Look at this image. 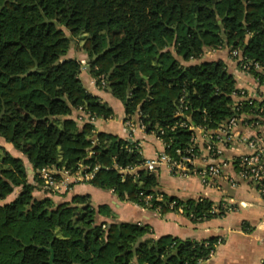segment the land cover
<instances>
[{
    "label": "trees",
    "instance_id": "trees-1",
    "mask_svg": "<svg viewBox=\"0 0 264 264\" xmlns=\"http://www.w3.org/2000/svg\"><path fill=\"white\" fill-rule=\"evenodd\" d=\"M46 1L0 0V138L24 154L34 182L25 162L0 146V202L16 191L0 203V264H49L52 254L53 264L205 260L217 239L162 236L146 242L147 225L110 220L106 206L80 207L75 197L59 204L36 198L33 192L42 185L37 172L97 165L89 183L120 201L150 210L159 206L160 214L174 201L188 205L195 218L216 217L205 200L161 193L157 174L139 169L124 178L114 169L144 159L127 141L71 118L79 107L97 119L113 113L85 89L80 61L66 55L71 38H79L91 77L123 105L125 120L138 114L145 132L157 134L165 153L176 158L194 136L178 125L184 121L176 116L181 98L183 114L205 130L233 115H264V101L233 106L238 90L222 61L197 63L206 49L225 48L264 65V0H51L57 4L51 19L42 9ZM249 74L258 76L252 67ZM23 119L33 121V128L21 126ZM146 195L152 196L148 204Z\"/></svg>",
    "mask_w": 264,
    "mask_h": 264
},
{
    "label": "crops",
    "instance_id": "crops-1",
    "mask_svg": "<svg viewBox=\"0 0 264 264\" xmlns=\"http://www.w3.org/2000/svg\"><path fill=\"white\" fill-rule=\"evenodd\" d=\"M208 57L213 58L209 59ZM67 58L72 57L68 56ZM206 58L210 62L222 61L226 65L228 73L235 81L237 90L246 91L248 97L255 102L264 101V86H259L251 74L238 67L237 62L230 57L228 49L205 50L202 59ZM81 80L85 89L105 102L113 113L109 119L99 118L95 121L93 127L96 133L113 135L125 141L136 142L143 159H150L163 153V145L153 133L139 130L133 134L128 133L124 123L126 116L123 105L108 91H102L96 87L89 75ZM235 101H240V99H235ZM76 117L77 112L73 111L71 118L75 120ZM133 121L136 123V117H133ZM261 123L262 125L256 129L240 126L236 135L231 139L224 142H213L214 147L221 152L219 160H234L238 155L243 154L245 152L243 138H250L257 134L262 140L264 166V115L261 118ZM194 132V146L202 158L206 156V147L212 140L209 133L205 134L200 129H195ZM157 176L158 189L167 196L183 200H205L211 203V206L225 204L229 209L220 216L195 222L177 212L160 214L154 210L140 208L130 201H120L111 190L99 189L89 182L72 184L62 194L47 193L39 187L33 192V195L36 198L48 197L56 204L72 202L75 197L77 198L75 204L80 207L89 205L91 208L97 209L100 206H106L111 211L110 220L147 225L150 233L143 238L146 242L157 240L162 236L195 241L214 238L220 241L209 256L198 264L263 263L264 197L256 187L242 183L233 188L223 177L207 178L204 181L196 175L183 178L171 174L165 167L159 169ZM99 220L109 221L103 217H100Z\"/></svg>",
    "mask_w": 264,
    "mask_h": 264
},
{
    "label": "built area",
    "instance_id": "built-area-1",
    "mask_svg": "<svg viewBox=\"0 0 264 264\" xmlns=\"http://www.w3.org/2000/svg\"><path fill=\"white\" fill-rule=\"evenodd\" d=\"M230 57L237 62L238 67L249 73V69L252 67L257 73L258 76L254 77L259 86H264V65L250 62L246 60L240 53V51L235 49H228ZM101 84L104 85L102 77ZM240 99V101H248L251 103L253 100L248 97L247 92L243 90H238L237 96L234 98ZM240 101H235L233 106L237 107V104ZM179 108L177 110L176 116L183 117L184 121H180L178 125L180 127H187L190 131L194 133V136L191 140V145L189 148L180 151H176V158L169 156L165 153V144L162 142L160 137L157 134L154 136L159 140L164 148L163 153L150 158L144 159L139 166L135 167H119L116 164L113 165L122 176H134L139 169H143L148 173L157 174L159 169L165 167L168 171L179 177H188L189 175H196L202 181L205 179H214L223 177L228 182V184L235 188L242 183L251 184L256 187L260 194L264 197V166H263V146L261 138L255 134L250 138H243V143L245 146V152L238 155L234 160H219V154L221 153L216 147H214L213 142H224L231 139L236 135L238 128L240 126H248L253 129L259 128L262 117L252 116L250 114L242 113L239 115H233L225 123L219 125L214 130H205L202 127H195L190 122V118L183 114L185 110V104L183 98L179 100ZM77 112V120L80 123H89L94 124L97 118L93 115L87 114L82 107H79L75 110ZM133 117H136V123L133 121ZM132 118L125 120V128L129 134L135 133L136 130L145 132V127L140 121L139 115H135ZM188 122V123H187ZM189 124V125H188ZM195 129H200L203 133L210 135L211 143L206 147V156L200 157L197 152L194 141H195ZM211 132H213L211 134ZM159 134L162 135L163 132L159 131ZM129 146L134 147L141 155L139 146L136 142L131 140H126ZM127 151H130L129 147H126ZM91 153H89V156ZM99 166L89 167L83 164H78L76 168L69 169L65 167L55 168L44 167L38 170V177L42 181L41 188L52 194H62L68 190L70 185L75 183H87L90 182L98 171ZM142 195V194H141ZM152 199L151 195L144 196V201L148 204ZM156 200H161V195L156 196ZM202 200H198L201 202ZM168 212H177L179 214L185 215L190 220L195 222L203 221L199 218H195L192 212H189L190 208L186 204H176L174 201L170 202L167 205ZM228 207L225 204L212 205L210 207V213L214 216H220L224 212L228 211ZM155 212L160 213V207L158 206ZM102 229H105V226H101ZM220 243L217 241L216 244ZM264 264V260L263 263Z\"/></svg>",
    "mask_w": 264,
    "mask_h": 264
},
{
    "label": "rangeland",
    "instance_id": "rangeland-1",
    "mask_svg": "<svg viewBox=\"0 0 264 264\" xmlns=\"http://www.w3.org/2000/svg\"><path fill=\"white\" fill-rule=\"evenodd\" d=\"M42 9H43L44 13L46 14L47 18L51 19V18H53L54 13L57 10V4L54 1L49 0V1H46L43 4ZM65 33L68 36V32L65 31ZM81 46H82V41L79 38H71V44H70L69 53L66 55V57L70 56V57L75 58V59L78 58V57L80 58V59H78L80 61V63H81L80 76H81L82 79H84L88 75L89 76H91V75H90V72H89V69H88V65H87V57L85 56L84 51L81 49ZM206 50H210V49H206ZM202 56H203V54H202ZM211 58H213V57H211ZM211 58H209V59H211ZM206 59L203 60L202 57H201V59L198 62L200 64H204V63L210 62V61H208L209 59H207V60ZM214 62H217V61H214ZM92 79H93V82L96 85V87H98L102 91H107L104 87L98 86L96 84V80L94 78H92ZM76 118H74V119L77 120ZM76 122H78V121H76ZM78 123H80V122H78ZM81 124H83V123H81ZM21 126H23L25 128H33L34 123L30 119H23V121L21 122ZM0 145L7 152H9L11 155L17 156V157L21 158L25 162L26 167L30 171L29 176H28V181L30 183H34L33 179H32V171L30 169L29 164L26 161V158H25L24 154L19 152L13 145L4 142L1 138H0ZM15 195H16V191L12 195L8 196L5 199V201H9V200L13 199ZM5 201L0 202V203H4Z\"/></svg>",
    "mask_w": 264,
    "mask_h": 264
},
{
    "label": "water",
    "instance_id": "water-1",
    "mask_svg": "<svg viewBox=\"0 0 264 264\" xmlns=\"http://www.w3.org/2000/svg\"><path fill=\"white\" fill-rule=\"evenodd\" d=\"M48 263H49V264H53V254L51 255V258H50V260H49Z\"/></svg>",
    "mask_w": 264,
    "mask_h": 264
}]
</instances>
